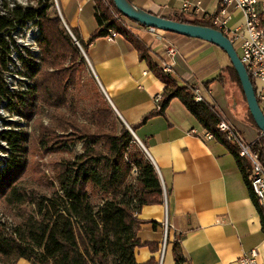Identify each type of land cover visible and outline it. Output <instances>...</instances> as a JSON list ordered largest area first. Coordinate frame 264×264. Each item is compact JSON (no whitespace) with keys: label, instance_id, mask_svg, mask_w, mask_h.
<instances>
[{"label":"trees","instance_id":"trees-1","mask_svg":"<svg viewBox=\"0 0 264 264\" xmlns=\"http://www.w3.org/2000/svg\"><path fill=\"white\" fill-rule=\"evenodd\" d=\"M37 2V7L18 6L14 10L7 9L4 15L0 13V107L27 121L34 118L38 104L55 110L66 107L69 88L82 84L86 71L85 58L60 16H52L49 12L52 0ZM94 3L98 29L86 45L77 41L84 52L98 39L110 34L124 37L152 74L165 84L158 108L140 125L154 117H165L171 102L178 99L202 128L235 157L261 214L264 232V212L248 183L250 163L240 158L237 145L218 130L219 124L227 120L223 112L205 99L196 102V85L191 82L180 85L173 67L170 73L164 71L163 65L169 64L165 52L158 53L145 41L144 33L132 28L113 0H94ZM162 17L215 29L211 18L190 21L183 16ZM29 22L39 28L40 52L36 54L23 53L12 37L18 26ZM12 47L18 54L20 67L11 58ZM228 60L230 81H235L242 90L238 75ZM11 67H15L16 74L21 77L16 80L15 88L7 80ZM217 79L222 84L226 82L224 75ZM217 79L205 82V86L209 87ZM92 81L99 102L94 132L86 133L71 123L61 133L44 126L40 129L38 141L45 153L72 155L56 163L58 185L51 195L37 197L21 186L20 180L28 164L29 134L22 129L0 131V152L8 154V159L0 163V199L8 205L32 206L37 215L35 221L27 219L20 225L6 224L0 218L1 264H17L20 260L30 264H140L136 261V249L149 246L138 237L144 224L138 214L144 206L163 205L170 194L165 192L155 166L117 116L96 80L93 78ZM248 116L250 124L259 132L249 110ZM14 125L20 126L19 123ZM136 128L132 127L134 131ZM2 143L6 147H2ZM78 143H82L83 152L75 155L72 150ZM252 149L260 154L264 164V135L260 134L253 142ZM95 200L99 202L95 203ZM174 256L176 264L186 262L179 243L174 246ZM144 264L159 263L152 258Z\"/></svg>","mask_w":264,"mask_h":264},{"label":"crops","instance_id":"crops-1","mask_svg":"<svg viewBox=\"0 0 264 264\" xmlns=\"http://www.w3.org/2000/svg\"><path fill=\"white\" fill-rule=\"evenodd\" d=\"M128 1L158 16H183L190 21L212 18L220 2ZM186 1L201 3V11H183ZM57 7L76 41L86 45L98 29L94 0H57ZM242 22V13L235 11L229 26L235 28ZM141 32L158 53L164 51L163 42L155 35L147 30ZM165 40L178 51L173 68L180 85L195 84L203 99L216 104L226 119L230 118L228 100L217 87L218 76L225 75V71L229 73L227 55L228 61H224L217 51L221 49L196 39L165 34ZM85 54L100 91L117 116L131 129L137 127L135 131L132 129L133 133L146 149L165 192L170 194L163 205L144 206L140 210L138 219L144 224L138 237L149 246L136 249V261L144 264L154 258L159 264H176L174 246L179 243L186 259L184 264H241V257L253 250L259 254L258 263L264 264L261 214L235 157L216 139L205 141L203 135L202 141L198 137L205 130L178 99L171 102L165 117H154L140 125L158 108L165 84L152 74L124 37L118 35L113 41L98 39ZM215 78L209 87L205 86V82ZM44 108L46 112L50 109ZM44 122L47 126L46 119ZM231 125L242 136L245 133L246 138L243 137L249 143L259 136L247 125L240 127L234 122ZM193 130L199 135L192 134ZM18 264L28 263L20 260Z\"/></svg>","mask_w":264,"mask_h":264},{"label":"rangeland","instance_id":"rangeland-1","mask_svg":"<svg viewBox=\"0 0 264 264\" xmlns=\"http://www.w3.org/2000/svg\"><path fill=\"white\" fill-rule=\"evenodd\" d=\"M0 4V13H5L7 8L11 4H16L21 6L17 0H3ZM31 6L37 7V0H28ZM8 5V6H7ZM18 7V6H17ZM15 9V8H14ZM52 16L59 15L58 7L56 1L52 0V7L49 10ZM127 23L137 31H143L146 29L142 28L129 20ZM64 25V24H63ZM65 27V26H64ZM38 27L33 25V23H26L23 26H18L17 30L12 33L13 39L27 40L28 35L31 31H35ZM34 37V41H31L36 48L33 50V54L39 53L40 48L38 45L39 34L33 35L31 33V38ZM19 48L23 51V45H19ZM31 50H26L28 52ZM218 54L223 58L224 61H228L225 53L221 50H217ZM238 55H240L239 48H236ZM86 71L83 74V83L77 87H70L68 90L69 103L66 107L59 110L53 111L38 104L36 106L35 116L32 120L18 118V116L11 115L13 123H21V126H17L18 129H22L25 133L29 134L30 139L27 140V168L25 174L21 178V186L25 188L28 192L33 193L37 197L51 195L54 188L57 187L56 178V163L62 158H70L71 156L64 152H50L45 153L39 143L40 129L42 126L53 128L58 130L60 133L67 130V124L71 123L86 133H92L95 130L94 116L97 108L99 107L98 96L96 93V85L92 81L94 75L92 70L86 61ZM17 62V61H16ZM224 78H226L225 84L218 82V88L224 92V96L227 98V106L231 113V117L227 118L226 122L238 123L240 127L242 125H247L254 128L249 121L248 116V105L242 93V90L235 81H230L228 73L224 72ZM8 82L15 88L16 80H21L16 74L15 67H11L10 75L7 77ZM26 82V79H25ZM9 111L3 106L0 107V124L5 126V119H9ZM2 117V119H1ZM225 117V116H224ZM44 119L47 121V126L45 125ZM226 119V117H225ZM13 126V125H12ZM22 127V128H21ZM255 132L258 133V138L260 137V132L255 128ZM262 135V134H261ZM246 136L245 133L243 135ZM257 137V136H256ZM246 138V137H245ZM140 146V145H139ZM144 151V149L140 146ZM73 154L77 155L83 152L82 143H78L72 150ZM145 152V151H144ZM146 153V152H145ZM148 156V155H147ZM149 158V157H148ZM99 202V200L94 201ZM37 215L35 213V208L32 206L12 204L8 205L3 199H0V218L6 224L12 223L13 225H20L24 223L27 219H32L35 221ZM27 262V261H26ZM30 264L29 262H27ZM1 264V263H0ZM18 264V263H17Z\"/></svg>","mask_w":264,"mask_h":264},{"label":"built area","instance_id":"built-area-1","mask_svg":"<svg viewBox=\"0 0 264 264\" xmlns=\"http://www.w3.org/2000/svg\"><path fill=\"white\" fill-rule=\"evenodd\" d=\"M2 1L3 0H0V4L3 3ZM55 1L57 5V0ZM17 2H19L22 7L31 6L30 3H28V0H17ZM17 6L16 4H11L7 9L14 10ZM198 6V2L196 4H191L186 1L183 4V11L189 12L191 9H194L195 12H198ZM235 11H240L242 13L243 24L231 28L229 25L233 19V13ZM6 12L1 14L4 15ZM211 24L232 42L235 50L236 48H239V59L250 77L258 105L264 114V0H220L218 11L211 18ZM146 30L163 42L165 55L169 59V64H164L163 69H165L167 73H170L175 64V58L178 53L176 47L165 40V32L153 28H146ZM31 32H33L34 35H37L39 34V28ZM29 35L25 41H16L14 39L17 45H23V53H26V50H31V52H33L36 48L31 44ZM116 38L117 37L113 36V34H110L107 37L109 41H113ZM76 44L79 43L76 42ZM11 58L15 62L17 61L16 64L20 67L18 54L13 47ZM194 99L196 102H202L201 89L199 87H196L194 90ZM10 115L12 114L10 113ZM2 129H9L11 131L14 130V127H6L0 124V130ZM218 130L226 134L228 139L237 145L236 147L239 149L240 158L245 159L250 163L251 172L249 173L248 183L258 201L259 207L264 212V164L262 163L260 154L252 149L253 143H249L235 126L223 121L219 124ZM192 134L199 135L196 130H193ZM198 137L203 141V134ZM211 139H215L212 134ZM167 232L168 226L166 224L165 235H167ZM258 255V252L253 250L250 254L241 257L240 263L259 264L257 260Z\"/></svg>","mask_w":264,"mask_h":264},{"label":"water","instance_id":"water-1","mask_svg":"<svg viewBox=\"0 0 264 264\" xmlns=\"http://www.w3.org/2000/svg\"><path fill=\"white\" fill-rule=\"evenodd\" d=\"M113 2L117 10L131 22L140 24L147 28L161 30L165 33L176 34L186 38L204 41L218 47L223 52L225 51V54L230 59L231 64L238 75L248 105V110L251 116L254 118L255 124L257 125L259 132L264 135V114L258 105L253 84L244 65L241 64L242 62L239 59V56L235 51L232 42L227 37H225V35H223L221 31L192 23H181L176 20L166 19L162 16H158L142 9H138L137 7L132 5L128 0H113ZM59 16L61 18L60 13ZM64 26L68 34L72 37V39L77 42L68 27L65 24ZM77 45L80 48L84 58L86 59V54L84 50L82 49L80 44ZM126 127L131 131L138 144L146 152V149L144 148L143 144L139 141V139L135 136L133 130L128 126Z\"/></svg>","mask_w":264,"mask_h":264},{"label":"bare ground","instance_id":"bare-ground-1","mask_svg":"<svg viewBox=\"0 0 264 264\" xmlns=\"http://www.w3.org/2000/svg\"><path fill=\"white\" fill-rule=\"evenodd\" d=\"M198 5H199L198 6V11H201V3H198ZM31 33H32V36H33L34 33L33 32H31ZM31 33L29 35V40L30 41H34V37L31 38ZM113 36L118 37L116 34H113ZM164 71H165V69H164ZM165 72H167V71H165ZM203 100H204L203 96H201V101H203ZM12 115L15 117V114H12ZM18 118H20V117H18ZM21 121H23L22 118H21ZM13 122L14 121L12 120L11 115H9V119H5V124H6L5 126L6 127H14L15 131H19L20 129H18V127H16V125H14L16 123H13ZM11 124H13V126ZM20 126H21V123H20ZM0 131H10V130L9 129H2ZM203 135H204V140L205 141H211L212 140L211 139V134L208 133L207 131H205V133ZM1 146L2 147H6V144L2 143ZM6 159H8V154L0 152V163L5 162Z\"/></svg>","mask_w":264,"mask_h":264}]
</instances>
